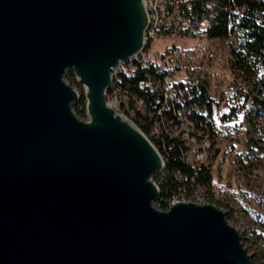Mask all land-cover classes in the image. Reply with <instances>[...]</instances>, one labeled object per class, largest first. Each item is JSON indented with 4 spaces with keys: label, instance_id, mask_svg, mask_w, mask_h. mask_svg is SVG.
<instances>
[{
    "label": "water",
    "instance_id": "water-1",
    "mask_svg": "<svg viewBox=\"0 0 264 264\" xmlns=\"http://www.w3.org/2000/svg\"><path fill=\"white\" fill-rule=\"evenodd\" d=\"M147 30L144 0H0V264H251L215 206L154 208L164 162L106 101Z\"/></svg>",
    "mask_w": 264,
    "mask_h": 264
},
{
    "label": "trees",
    "instance_id": "trees-1",
    "mask_svg": "<svg viewBox=\"0 0 264 264\" xmlns=\"http://www.w3.org/2000/svg\"><path fill=\"white\" fill-rule=\"evenodd\" d=\"M234 7L245 8V13L236 18L232 13ZM178 17L185 22L186 29L174 36L197 38L204 35L212 40L237 37V45L231 50L232 71L256 83L250 91L239 92L228 112L218 115V121L228 123L242 111L247 115L254 112L264 113V98L260 100L252 96L253 92H258L264 97V0H187L180 6ZM133 64L138 68L140 66L136 60ZM147 72L156 80H165L174 74L172 69L156 62L151 63ZM144 75L140 68L133 77L121 75L122 87L126 88L131 96L142 100L148 111L155 113L162 108V96L159 92L150 93L138 86ZM65 79L75 83L71 72L67 73ZM172 83L179 88L180 97L171 101L169 112L164 109L163 114L168 120L176 123V116L171 110H190L189 121L196 130L208 135L213 144L219 131L210 120L214 101L208 83L200 81L199 84H194L191 80ZM74 107L77 115L84 118L83 96ZM135 123L143 134L152 137L151 140L159 149L165 165L164 170L154 177V182L159 188V194L154 201L155 209L166 211L171 201L179 199L182 195L190 199L195 195L197 188H207L213 183L214 176L210 166L193 167L186 162L187 147L181 138L170 136L165 128L160 134L151 136L150 128L154 119L142 115L138 116ZM218 154L222 153L216 148L214 155ZM256 199L264 209V191L258 192Z\"/></svg>",
    "mask_w": 264,
    "mask_h": 264
},
{
    "label": "rangeland",
    "instance_id": "rangeland-1",
    "mask_svg": "<svg viewBox=\"0 0 264 264\" xmlns=\"http://www.w3.org/2000/svg\"><path fill=\"white\" fill-rule=\"evenodd\" d=\"M237 42V37L212 40L204 35H170L155 39L148 54L152 61L174 71L168 82L197 77L208 82L214 101L210 120L219 131L213 144L208 141L206 150L205 164L210 166L214 181L207 188H197L195 198L188 201L223 211L227 223L240 234L252 264H264V209L256 199L257 193L264 191V113L247 115L242 111L228 123L218 121V115L228 112L239 92H248L256 84L232 71L231 50ZM68 82L82 93L74 82ZM252 96L264 98L258 92ZM72 112L84 119L74 106ZM216 148L223 155H214Z\"/></svg>",
    "mask_w": 264,
    "mask_h": 264
},
{
    "label": "built area",
    "instance_id": "built-area-1",
    "mask_svg": "<svg viewBox=\"0 0 264 264\" xmlns=\"http://www.w3.org/2000/svg\"><path fill=\"white\" fill-rule=\"evenodd\" d=\"M186 1L187 0H144L145 11L148 15V30L146 31V38L149 43L148 47L134 60L129 61L125 65H120L119 69L112 78V83L107 91L106 101L116 111L121 113L125 119L131 121L139 130V126L135 123V120L138 119L139 115L145 116L149 119H154V123L150 128L151 136L160 134L161 131L163 132V128H165L166 132L170 134V136L181 138L187 147V152L185 154L186 162L193 167H199L200 165H206V150L209 147L208 141H210L208 135H204L195 129L194 125L188 119V115H190V110L188 109L180 111L171 110L173 115L176 116L175 120L177 121L175 123L173 120H168L167 116L163 114V110L166 109V111L169 112V103L174 99H179L180 90L172 82H168L167 79H153L147 72L151 63L154 62L148 54L150 44L155 39L175 35L186 29L185 22L181 21L178 17L180 6ZM232 13L236 18L240 17L245 13V8L234 7ZM135 60L138 61L140 70L145 73L143 81H140L138 86L146 89L150 93H161L163 100L162 108L157 110L155 113L148 111L142 100L131 96L129 91L122 87L121 75L130 78L133 77L135 72L139 69L133 64V61ZM158 65L163 66V64ZM191 81L194 84H199L200 81L208 83L206 80H202L199 77L192 79ZM145 136L153 145L163 161L159 149L151 140L152 137L147 135ZM194 198L195 195H193L190 199H187L182 195L179 199L171 201L170 205L172 203L179 202L182 199H186L188 201Z\"/></svg>",
    "mask_w": 264,
    "mask_h": 264
}]
</instances>
